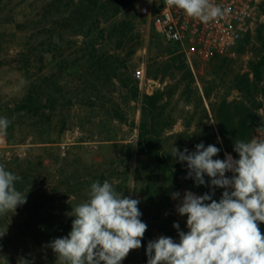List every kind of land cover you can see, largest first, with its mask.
Masks as SVG:
<instances>
[{
    "label": "rangeland",
    "instance_id": "1",
    "mask_svg": "<svg viewBox=\"0 0 264 264\" xmlns=\"http://www.w3.org/2000/svg\"><path fill=\"white\" fill-rule=\"evenodd\" d=\"M147 1L131 0L119 13L92 21L94 29L87 33L85 25L76 30L81 0H0V117L9 121L2 134L13 146L5 168L22 178L16 188L27 201L0 216V233L6 231L0 237V264L21 259L58 264L47 244L68 235L74 219L68 214L97 180L138 199L140 218L148 226L142 246L121 264H147L150 240L178 241L175 222L187 232V217L176 212L180 201L171 195L179 192L182 198L185 182L169 184L164 167L136 153L144 97L155 101L154 113L145 116L154 118L160 151L168 164L182 168L186 164L170 154L173 146L192 152L201 142L221 144L215 108L222 101L225 110L235 101H243L247 110L258 102L256 114L264 122V68L258 95L252 91L244 97L241 91L242 78L253 79L251 60L264 55V0L238 58H191L190 63L154 30L136 29L138 7ZM140 68L142 84L133 76ZM256 129L252 136L259 135ZM223 153L224 159L229 152ZM223 191L215 189L214 199L219 201ZM33 214L35 221L27 223ZM23 226L40 233L38 241L30 243ZM259 227L264 233V223Z\"/></svg>",
    "mask_w": 264,
    "mask_h": 264
},
{
    "label": "clouds",
    "instance_id": "2",
    "mask_svg": "<svg viewBox=\"0 0 264 264\" xmlns=\"http://www.w3.org/2000/svg\"><path fill=\"white\" fill-rule=\"evenodd\" d=\"M165 4L204 24L223 18L227 12L211 0H165ZM8 126L7 118L0 117V134ZM256 131L259 135L249 140H234L238 159L229 153L224 159H214L220 149L212 144L205 147L198 143L192 152L173 146L170 154L186 164L185 178L210 191L197 195L186 190L182 198L179 192L171 194L180 201L176 212L187 217V232L175 222L178 241L166 236L150 240L147 264H264V233L259 227L264 223V126ZM21 179L0 164V216L15 213L27 202L26 193L16 188ZM217 188L224 189L219 201L213 199ZM139 203L108 180L94 181L87 198L68 214L74 217L71 231L47 247L55 253L58 264H121L130 251L142 246L147 231ZM19 264L30 262L21 259Z\"/></svg>",
    "mask_w": 264,
    "mask_h": 264
},
{
    "label": "built area",
    "instance_id": "3",
    "mask_svg": "<svg viewBox=\"0 0 264 264\" xmlns=\"http://www.w3.org/2000/svg\"><path fill=\"white\" fill-rule=\"evenodd\" d=\"M260 1L211 0L213 4L227 9V12L223 18L204 24L186 16L181 9L166 6L165 0H148L138 7L135 27L142 33L154 30L162 40L175 46L188 63L191 58L202 62L214 58L235 60L254 32ZM133 76L142 84V68L135 70ZM145 93L151 94L148 89ZM12 149L7 138L0 134V164H7Z\"/></svg>",
    "mask_w": 264,
    "mask_h": 264
},
{
    "label": "trees",
    "instance_id": "4",
    "mask_svg": "<svg viewBox=\"0 0 264 264\" xmlns=\"http://www.w3.org/2000/svg\"><path fill=\"white\" fill-rule=\"evenodd\" d=\"M131 0H81L82 10L81 14V22L78 26H76L77 31H82L84 25L87 27V33H91L94 29V23L96 19L107 18V15H115L121 11L124 6H127ZM86 5V6H82ZM84 15H88V17H84ZM111 17V16H110ZM45 19V18H44ZM92 21L94 22L93 24ZM87 23V24H86ZM135 24V21H134ZM248 41V40H247ZM224 62H230V60L225 58H215ZM264 68V55L260 58L254 57V59L250 62V71L252 73L253 79L250 80L246 77H243L242 80L244 83L242 84L241 91L243 92V96L249 92L252 94V91L258 95V86L262 81V73ZM238 86H236V89ZM251 89V91H250ZM253 89V90H252ZM249 94V95H250ZM248 96V95H247ZM207 99H209V94H206ZM254 101V100H253ZM225 100L220 103V106L215 108V115L217 117V127H218V137L221 140V144L217 145L220 149V152L214 159H223V152H229L232 154L233 158L238 159V154L233 151L234 140H249L251 139L254 128H258L260 125L264 126V122L262 118L256 114V111L261 108V104L258 102H253L249 110L245 108H241L243 105L242 102H231L232 106L227 105V110L223 109V104ZM143 117L141 118V122L139 125V134H138V146L136 149V153L138 156L147 157L149 159H154L158 162V164L165 169L164 179L169 182V184L174 186H181L182 181L185 182V187L187 190H190L197 194H204L205 188L203 186H196L194 180L191 178L186 179L187 171L186 168H182L180 165H174L169 163L166 159V155L163 154L159 149V142L153 136L155 132V127L152 122L154 118L151 119L146 118L147 115H152L155 109V101L153 97H144L143 99ZM240 106V107H239ZM212 111L214 112V108L211 106ZM241 109L244 111L242 114ZM223 149H222V147ZM224 145V146H223ZM214 199V196H213ZM34 214L30 215L27 219V223L34 222ZM23 231L28 233V241H38V236L35 230L32 229L31 226H23ZM64 234H60L58 237H64ZM28 242V243H29ZM27 250V248H25ZM27 255L30 256V253Z\"/></svg>",
    "mask_w": 264,
    "mask_h": 264
}]
</instances>
